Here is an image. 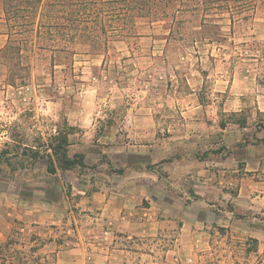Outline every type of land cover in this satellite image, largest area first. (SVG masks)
<instances>
[{
  "label": "rangeland",
  "instance_id": "obj_1",
  "mask_svg": "<svg viewBox=\"0 0 264 264\" xmlns=\"http://www.w3.org/2000/svg\"><path fill=\"white\" fill-rule=\"evenodd\" d=\"M4 3L0 0V147L8 144L16 165L28 161L22 154L26 144L42 149L59 132H71L74 136L69 139L83 141L84 146L100 145L87 152L107 169L123 172L149 169L151 164L142 159L147 146L155 142L164 147L168 143L164 140L191 141L185 152L202 156L207 148L200 146L212 140V134H207L212 132L207 131H216L219 143L221 133L233 125L264 130V10L235 37L229 25L223 26L227 36L221 40L167 39L164 22L140 21V36L116 42L107 55L59 54L39 49L33 39L22 54L7 56L1 52L9 38ZM187 25L188 30L194 28L193 22ZM90 129L95 130L93 135L81 134ZM199 131L207 136L201 137ZM71 170L50 174L45 159L14 171L2 163L0 189L19 191L28 210L38 204L44 212H51L52 200L60 196L59 186L68 194L71 190ZM10 209L5 204L0 207V228L10 229L0 236V243L6 244L2 248L7 264H57L61 252L92 238L82 227V216V221L66 219L65 224L16 221L9 214L16 210ZM161 239L157 236L149 243L158 256L164 254ZM33 246L36 251L31 253L36 258L29 261L27 254ZM89 249L80 258L88 259ZM235 251L239 264L263 262L255 253L256 242L249 241V246ZM208 252L212 254L205 264H233L223 259V250Z\"/></svg>",
  "mask_w": 264,
  "mask_h": 264
},
{
  "label": "crops",
  "instance_id": "obj_2",
  "mask_svg": "<svg viewBox=\"0 0 264 264\" xmlns=\"http://www.w3.org/2000/svg\"><path fill=\"white\" fill-rule=\"evenodd\" d=\"M204 132L199 131L201 137L207 136ZM207 132L212 140L200 146L207 148L202 156L185 152L191 141L164 140V147L160 142L147 146L141 159L151 164L149 169L123 172L107 169L87 152L100 145L71 140L70 154H85L86 166L69 172L71 190L68 194L59 186L51 212L38 204L28 210L20 192L8 187L0 189V207L15 209L9 214L16 221L65 224L84 217L82 227L94 240L67 248L57 264H205L213 249L239 264L235 250L249 241L256 242L255 253L264 264V130L233 125L219 143L216 131ZM94 133L81 131L83 136ZM9 231L0 228V236ZM157 236H163L161 256L149 245ZM85 249L92 252L88 259L80 258Z\"/></svg>",
  "mask_w": 264,
  "mask_h": 264
},
{
  "label": "trees",
  "instance_id": "obj_3",
  "mask_svg": "<svg viewBox=\"0 0 264 264\" xmlns=\"http://www.w3.org/2000/svg\"><path fill=\"white\" fill-rule=\"evenodd\" d=\"M4 1L9 38L1 52L7 56L22 54L33 39L40 45L39 49L59 54L82 51L107 55L116 42L132 41L140 36V21H147L150 25L164 22L167 39L182 36L221 40L227 36L223 26L229 25L231 36L235 37L242 33L256 13L264 10V0ZM187 21L193 22L194 28L188 30ZM70 133L51 135L48 143L41 145L42 149L26 144L22 154L28 156V161L20 160L17 165L12 161L10 155L13 152L6 143L7 147H0V168L2 163L13 171L30 168L40 159H45L50 174L85 167L83 154H70ZM3 246L6 244L0 243V264H7ZM34 251L36 246L28 251L29 261L36 258L31 253Z\"/></svg>",
  "mask_w": 264,
  "mask_h": 264
}]
</instances>
